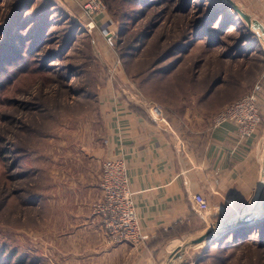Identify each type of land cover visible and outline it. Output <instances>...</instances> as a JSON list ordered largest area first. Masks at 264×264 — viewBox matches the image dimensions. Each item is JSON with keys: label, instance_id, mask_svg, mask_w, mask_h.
Masks as SVG:
<instances>
[{"label": "rangeland", "instance_id": "1", "mask_svg": "<svg viewBox=\"0 0 264 264\" xmlns=\"http://www.w3.org/2000/svg\"><path fill=\"white\" fill-rule=\"evenodd\" d=\"M87 1L0 0V264H97L108 99L190 131L256 90L264 103L262 1L253 19L233 0L249 24L216 8L226 0H103L90 31ZM207 223L170 246L180 264H264V231Z\"/></svg>", "mask_w": 264, "mask_h": 264}, {"label": "crops", "instance_id": "2", "mask_svg": "<svg viewBox=\"0 0 264 264\" xmlns=\"http://www.w3.org/2000/svg\"><path fill=\"white\" fill-rule=\"evenodd\" d=\"M246 3L254 19L252 0ZM263 104L262 100L264 112ZM105 114L107 134L100 156L127 160L140 227L148 239L138 244H112L104 240L94 215L90 228L97 232L96 247L101 250L97 264H105V259L106 264H177L170 246L204 230L208 219L216 224L243 209L258 213L264 193L263 125L244 140L232 121L190 131L158 109L117 97L106 101ZM197 193L211 204L208 216L194 206ZM184 224L190 234L170 240L162 236Z\"/></svg>", "mask_w": 264, "mask_h": 264}, {"label": "built area", "instance_id": "3", "mask_svg": "<svg viewBox=\"0 0 264 264\" xmlns=\"http://www.w3.org/2000/svg\"><path fill=\"white\" fill-rule=\"evenodd\" d=\"M82 9L84 16L89 20L83 27L90 31L97 26L96 18L104 11L105 4L103 0H88L82 5ZM261 101V93L257 90L243 96L217 114L214 126L219 127L229 121L235 122L240 139L248 138L262 124ZM100 188L101 197L95 204L94 214L99 218L108 242L138 244L147 240L148 235L143 233L140 227L136 201L130 186L128 163L124 157L104 160ZM193 203L199 213L209 215L211 204L204 195L195 194ZM172 258L177 260L175 256Z\"/></svg>", "mask_w": 264, "mask_h": 264}, {"label": "water", "instance_id": "4", "mask_svg": "<svg viewBox=\"0 0 264 264\" xmlns=\"http://www.w3.org/2000/svg\"><path fill=\"white\" fill-rule=\"evenodd\" d=\"M235 10L236 12L245 19L249 24L252 23V16L242 10L236 3H234L233 0H226ZM258 213L249 211L248 209H243L240 211L237 215L230 219L222 220L219 222V228L218 231L220 234L226 233V232H232L237 229H241L245 226L251 225L255 221L259 220L260 218L264 217V193H263V201L261 203L260 208L257 209ZM213 239L214 235H211L210 233H206L203 236L193 239L192 243H201L205 241L206 239ZM178 252V251H177ZM176 252V255L178 254ZM175 255V256H176Z\"/></svg>", "mask_w": 264, "mask_h": 264}, {"label": "trees", "instance_id": "5", "mask_svg": "<svg viewBox=\"0 0 264 264\" xmlns=\"http://www.w3.org/2000/svg\"><path fill=\"white\" fill-rule=\"evenodd\" d=\"M216 8L221 9V11H223L226 15H234L236 18L240 17V15L237 12H231L230 9H232L233 7L227 2H223V4H221L220 6H216ZM135 108L139 109L138 107H135ZM262 231H264V217L255 221L251 225L245 226L241 229L234 230L232 232H226L221 235L222 237L230 236V237H233V239H236V238L237 239H240V238L247 239L249 235H252V233L259 232L261 234ZM184 234H190V228L188 227L187 224L178 225L176 226L174 230L163 233L162 236L164 237L165 240H170L173 237L181 236Z\"/></svg>", "mask_w": 264, "mask_h": 264}, {"label": "bare ground", "instance_id": "6", "mask_svg": "<svg viewBox=\"0 0 264 264\" xmlns=\"http://www.w3.org/2000/svg\"><path fill=\"white\" fill-rule=\"evenodd\" d=\"M264 146V145H263ZM263 159H264V147H263ZM263 195V194H262Z\"/></svg>", "mask_w": 264, "mask_h": 264}]
</instances>
